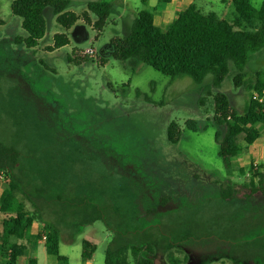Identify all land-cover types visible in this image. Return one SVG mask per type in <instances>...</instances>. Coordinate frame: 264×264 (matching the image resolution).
Here are the masks:
<instances>
[{"label": "rangeland", "instance_id": "374dc122", "mask_svg": "<svg viewBox=\"0 0 264 264\" xmlns=\"http://www.w3.org/2000/svg\"><path fill=\"white\" fill-rule=\"evenodd\" d=\"M69 1L76 14L90 1L113 3L100 32L82 20L65 31L47 12L45 35L27 49L14 41L27 34L11 13L12 0H0V139L20 152L29 193L48 190L51 204L64 193L85 196L105 217L77 228L74 214L37 201L44 219L61 230L67 264L82 263L83 240L96 245L91 264L104 262L106 248L147 243L152 255L142 254L154 264H170L169 251L180 264H264V196L250 192V180L258 183L250 166H223L212 98L224 93L232 111L242 113L255 94V72L264 73V50L250 55L244 86L234 85L232 69L207 95L189 77L170 78L109 54V43L129 32L137 9L153 12L142 0ZM251 2L258 7L261 0ZM56 33H66L69 43L50 51ZM90 48L94 54L86 55ZM188 120L196 131L185 126ZM173 121L180 132L174 144L166 135Z\"/></svg>", "mask_w": 264, "mask_h": 264}, {"label": "trees", "instance_id": "16d2710c", "mask_svg": "<svg viewBox=\"0 0 264 264\" xmlns=\"http://www.w3.org/2000/svg\"><path fill=\"white\" fill-rule=\"evenodd\" d=\"M168 1L158 0V3L161 5ZM230 2L234 8L231 19L212 11L205 12L191 3L178 12L164 30L154 24L151 11L140 9L129 32L122 38L112 40L108 52L120 61L134 58L170 78L189 77L207 95H212L211 89L220 87L232 69L236 72L233 76L234 85L244 86L243 79L250 55L264 50V0H261L258 7H254L251 0ZM69 6V0H12L11 13L21 19V28L27 34L26 37H15V43L23 44L27 49L36 47L47 30L44 17L47 12L54 16L55 22L65 31L82 20L100 32L112 8V4L108 2L90 1L86 3V10L76 14L68 10ZM91 15L95 16L94 21L91 20ZM68 43L66 33H56L53 35V44L48 49L52 51ZM101 61L103 62L102 59ZM208 75L211 76V81L206 84L205 78ZM250 88L257 96H262L264 73L255 72V81ZM212 98L215 112L213 120L222 129L214 134L218 155L226 170H230L232 159L241 150L240 137L245 145H251L259 136L256 125L264 124V98L262 102L250 98L242 113L232 111L224 93L215 92ZM185 126L196 131L193 120L186 121ZM177 128L174 121L167 127L166 135L170 143L174 144L179 140L180 132ZM20 155L13 145L0 139V179L7 181L0 195L2 257L5 264H17L25 254V247L14 243L6 246L4 240L10 237L22 239L34 223H39L42 227L37 238L45 237V252L55 256L59 263L64 262L66 258L59 255L58 251L60 230L55 223L44 219L42 208L37 204L38 200H42L49 205L53 199L44 195L45 191V194L49 191L43 188H36L35 193H29L25 189ZM262 169L264 164L258 165L254 170L251 163L248 172L258 178L256 186L250 180V192H259L264 196V170L258 171ZM229 195V192L221 193L225 200ZM61 199L55 198V203L51 205L74 214L75 227L105 221L100 206L87 197H71L69 193H64ZM27 204L31 209H28ZM172 246L173 243L167 245L168 251ZM95 250L94 244L82 241L83 259H90ZM144 251L152 255V247L148 243L140 246L121 244L115 248H106L104 264H129V255L132 264H154L150 256L142 254ZM166 258L170 264H180L170 251ZM27 263L34 264V261L28 259Z\"/></svg>", "mask_w": 264, "mask_h": 264}, {"label": "crops", "instance_id": "0c3cea01", "mask_svg": "<svg viewBox=\"0 0 264 264\" xmlns=\"http://www.w3.org/2000/svg\"><path fill=\"white\" fill-rule=\"evenodd\" d=\"M120 3H127V0H116ZM112 4L113 2H108ZM144 3V4H143ZM196 5L199 9L205 12H215L218 15L225 17L228 16V19H231L234 14V8L231 7L230 0H169L168 2L162 3L159 5L158 0H154L153 3H149V0L142 2L144 6H149L153 10V22L160 29L164 30L176 16V14L184 10L189 4ZM145 9L139 8L137 9ZM136 11V13H137ZM226 18V17H225ZM256 128L259 130V136L253 141L251 145H245L241 137L239 143L241 145V150L239 153L232 159L231 168L236 167L240 171L250 166L251 163H257V161L264 164V124L256 125ZM261 160V161H260ZM224 166V165H223ZM231 170V169H230ZM5 182H0V195L5 189ZM42 225L39 223H34L30 230L27 232L26 236L22 239H16L13 237L7 238L4 240V244L9 246L11 244H19L25 247V254L21 257L17 264H28V259L34 261V264H67V256L60 254V244H58L59 255L66 258L64 262H58L56 257L49 255L45 252L44 240L37 238L38 232L41 229ZM1 231V226H0ZM60 237L63 239V235L60 230ZM63 241H65L63 239ZM69 242V241H66ZM60 243V239H59ZM95 245V244H94ZM96 247V245H95ZM2 241L0 242V264H5V260L2 257ZM93 255V254H92ZM39 257H41L42 263H39ZM81 264H91V259H83L80 254ZM105 262V260H104ZM101 263V264H104Z\"/></svg>", "mask_w": 264, "mask_h": 264}, {"label": "built area", "instance_id": "2783aa9c", "mask_svg": "<svg viewBox=\"0 0 264 264\" xmlns=\"http://www.w3.org/2000/svg\"><path fill=\"white\" fill-rule=\"evenodd\" d=\"M85 53H86V55H93L94 54V51H93V49L90 48V49L85 50ZM263 98H264V90L262 91V96H257L256 94H254L252 96V99L257 100L258 102H262L263 101ZM252 165L254 167V170H256V167L258 166L257 163H252ZM41 239L44 240L45 237L42 236Z\"/></svg>", "mask_w": 264, "mask_h": 264}]
</instances>
